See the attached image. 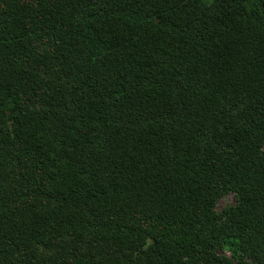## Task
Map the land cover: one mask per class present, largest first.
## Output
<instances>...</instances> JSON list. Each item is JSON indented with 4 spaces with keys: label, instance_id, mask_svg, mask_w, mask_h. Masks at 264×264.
Wrapping results in <instances>:
<instances>
[{
    "label": "trees",
    "instance_id": "1",
    "mask_svg": "<svg viewBox=\"0 0 264 264\" xmlns=\"http://www.w3.org/2000/svg\"><path fill=\"white\" fill-rule=\"evenodd\" d=\"M0 264H264V0H0Z\"/></svg>",
    "mask_w": 264,
    "mask_h": 264
},
{
    "label": "rangeland",
    "instance_id": "2",
    "mask_svg": "<svg viewBox=\"0 0 264 264\" xmlns=\"http://www.w3.org/2000/svg\"><path fill=\"white\" fill-rule=\"evenodd\" d=\"M233 203H234V198H233V196H232V195H228V196L222 198V199L219 201V203H218V207H217V208H218V209H221V208H223L224 206H226V205H231V204H233ZM223 254H224L225 256H227L228 258H230V259L233 258L232 251H230V250H226V251H224ZM234 259H235V258H234Z\"/></svg>",
    "mask_w": 264,
    "mask_h": 264
}]
</instances>
